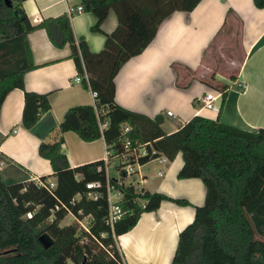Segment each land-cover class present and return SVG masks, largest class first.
Wrapping results in <instances>:
<instances>
[{
    "label": "trees",
    "instance_id": "16d2710c",
    "mask_svg": "<svg viewBox=\"0 0 264 264\" xmlns=\"http://www.w3.org/2000/svg\"><path fill=\"white\" fill-rule=\"evenodd\" d=\"M25 1L7 5L0 0V112L15 88L24 90L26 129L50 111L49 94L27 91L24 84L25 73L36 68L28 35L45 29L55 46L70 47L82 84L97 92L95 106L67 111L60 133L73 131L87 142L104 138L110 162L120 159L127 140L132 147L146 145L149 153L139 157L142 165L161 156L171 161L181 153L184 164L178 178L203 181L205 202L195 206L194 220L180 232L172 264H264V241L256 237L264 235V129L250 132L219 119L195 116L167 134L161 114L150 118L116 102L115 78L122 66L150 45L166 18L176 11H193L201 0H80L83 11L96 17L93 32L104 33L102 24L111 11L117 16L118 25L105 33L100 52L91 51L84 38L76 40L68 13L33 25L23 8ZM253 1L264 9V0ZM228 88H217L223 100ZM103 121L107 126L101 130ZM63 145L61 136L42 142L38 149L51 162L54 188L49 186V176L39 178L42 184H6L0 174V264H124L118 238L131 231L144 212L158 210L166 200L190 204L113 178L111 183L123 195L118 202L122 215L111 226L105 160L72 167ZM89 183L99 186L90 189ZM69 214L87 219V229L77 224L61 226ZM43 234L54 240L51 247L41 244Z\"/></svg>",
    "mask_w": 264,
    "mask_h": 264
},
{
    "label": "crops",
    "instance_id": "0c3cea01",
    "mask_svg": "<svg viewBox=\"0 0 264 264\" xmlns=\"http://www.w3.org/2000/svg\"><path fill=\"white\" fill-rule=\"evenodd\" d=\"M79 5L80 0L23 2L33 25L70 14V7ZM70 15L76 40L84 38L93 52L104 48L105 33L113 32L118 25L114 11L102 24L104 33L92 31L96 23L92 13ZM237 21L242 59L232 66L233 72L223 76L201 70L205 53L225 28H232ZM28 41L36 68L25 73V89L48 93L51 109L28 130L22 125L24 90L15 88L7 94L0 112V174L6 184L37 181L42 176L55 179L51 162L41 157L38 149L42 142H54L61 136L72 167L108 156L104 138L87 142L73 131L58 130L70 108L95 106L96 102L93 91L75 81L78 70L70 58V47L55 46L45 29L30 32ZM115 82L116 102L150 118L161 114L167 134L195 116L219 119L250 132L264 129V9L257 8L253 0H201L191 12L176 11L160 24L150 45L122 66ZM222 85L229 88L225 99L221 96L217 100L220 111L203 108L205 94L220 92L217 88ZM168 111L173 115L168 116ZM162 157L154 160L153 171L141 169L143 178L138 175V188L185 199L190 204L182 206L166 200L158 210L144 212L137 225L118 238L124 264H172L180 232L194 220L195 206L205 202L206 187L200 178H178L184 164L182 154L167 163ZM117 161L122 162L113 158L109 168H117ZM124 178L121 175L117 180L125 183Z\"/></svg>",
    "mask_w": 264,
    "mask_h": 264
},
{
    "label": "built area",
    "instance_id": "2783aa9c",
    "mask_svg": "<svg viewBox=\"0 0 264 264\" xmlns=\"http://www.w3.org/2000/svg\"><path fill=\"white\" fill-rule=\"evenodd\" d=\"M78 11H83L82 5H79L77 7H70L69 12L70 14H73ZM87 78V75L85 76ZM83 78L81 76H76L75 81L76 82H81L82 83ZM240 87H243V85L239 84ZM94 97H97V92H93ZM222 96L221 92H207L202 99L203 102V108L213 111V112H219L220 111V105L217 104V100ZM168 116H172L173 113L172 111L167 112ZM101 130L106 128L107 126V121H103L99 123ZM129 130L128 127L124 128V132H127ZM148 150L146 145H140L138 147H132L131 142L127 140L124 144V152L119 156L122 160L121 162V171H123L126 175L129 174H137L140 176V179L143 177L141 176V166L139 162V157L141 156H146L148 155ZM156 151L153 150L152 154H155ZM111 152L108 151V156L105 160L106 163V168H107V194H108V203H109V217H108V222L111 226L121 217L122 215V209L118 202L121 200L123 192L116 187L115 183H111V177L109 175V166L111 162L109 161V156ZM159 159V158H157ZM162 162H169V160L166 157L161 158ZM40 184L41 181L38 179L37 180ZM49 186L51 188L55 187V182L53 180L49 181ZM99 186V183H89L87 184V187L92 189L94 187ZM93 198H97V194H92L91 195ZM28 217H31V213H28ZM78 222L83 225V220L77 219ZM85 229L86 226L83 225Z\"/></svg>",
    "mask_w": 264,
    "mask_h": 264
},
{
    "label": "rangeland",
    "instance_id": "374dc122",
    "mask_svg": "<svg viewBox=\"0 0 264 264\" xmlns=\"http://www.w3.org/2000/svg\"><path fill=\"white\" fill-rule=\"evenodd\" d=\"M240 22H235L234 26L226 27L225 31L220 34L219 38L214 41L212 46L208 49L205 53L202 61V69L201 70H209L210 72L214 73L215 75H230L233 72L232 66L237 63L239 60L242 59V54L240 51ZM186 73L191 74L190 72L186 71ZM211 73V74H212ZM221 80V79H220ZM222 81V80H221ZM220 87V86H219ZM120 161V160H119ZM117 161V166L119 167L120 162ZM119 162V163H118ZM148 164L144 167V165ZM143 164L141 169L153 171L155 162L154 160ZM110 167L109 168V175L113 179H118L122 174L119 168ZM126 184H134L137 188L140 182V179L137 174H129L125 178ZM83 225L87 226V219H84ZM71 224H77L81 227V225L77 218L72 214H69L62 222L61 226H67ZM257 239L264 241V235H257Z\"/></svg>",
    "mask_w": 264,
    "mask_h": 264
},
{
    "label": "water",
    "instance_id": "95a60500",
    "mask_svg": "<svg viewBox=\"0 0 264 264\" xmlns=\"http://www.w3.org/2000/svg\"><path fill=\"white\" fill-rule=\"evenodd\" d=\"M7 5H11L12 0H5ZM40 242L45 248H49L53 245L54 240L48 235V234H43L40 237Z\"/></svg>",
    "mask_w": 264,
    "mask_h": 264
}]
</instances>
